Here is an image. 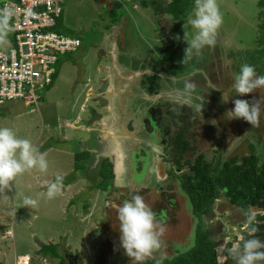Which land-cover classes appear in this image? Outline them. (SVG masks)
<instances>
[{
  "label": "rangeland",
  "instance_id": "374dc122",
  "mask_svg": "<svg viewBox=\"0 0 264 264\" xmlns=\"http://www.w3.org/2000/svg\"><path fill=\"white\" fill-rule=\"evenodd\" d=\"M5 1L0 0V7ZM160 1L159 9H162L166 2ZM217 3L223 24L215 47H205L202 56L197 57L193 53L183 63L188 47L183 35V45L176 54L178 74L172 77L164 72L158 73L160 88L157 96H153L154 100L150 101L153 121L139 129L150 135L146 138L148 141L137 136L140 142L135 140L125 143V146L115 145L119 150L126 147L128 155L138 154L135 159L132 155L124 158L125 178L129 176L127 183L119 177L115 186L113 180L103 191L94 187L95 175L101 161L107 158L99 161L101 152L97 155L92 153L96 151V142L90 134L92 132L86 131V123L92 117L88 107L92 104L94 89L104 75L102 68L113 56L106 52L114 43L110 40L116 39L117 54L127 58L132 67L140 60L142 65L148 66L147 75H151L152 55H160L164 50L165 37L178 35L182 39V35L173 32L175 24L172 17L162 11L156 14L149 2L144 5L141 0H64L58 30L78 37L82 41L81 47L68 57L62 56V66L52 86L39 91L38 107L27 108L20 102L0 107V128L12 129L18 138L30 140L41 153L46 150L43 153L48 161L46 173L35 169L25 172L18 177L12 191L0 192V264H13L14 255L23 253L32 256L31 264H45L37 253V247L40 243L51 242L58 244L61 254L65 250L80 255V264L133 262L121 246L118 207L136 195L143 197L165 229L162 237L166 245L163 249L165 258L192 247L195 218L177 177L183 173L191 174L189 166L198 156L212 167L233 157L240 162L252 151L260 156L261 161L264 160V110L258 127L228 114L234 109L235 99L251 101L264 98V88L239 96L233 87L234 76L242 65L247 64L242 53L259 49L257 39L262 21L258 17V0H217ZM193 12L185 20L188 21ZM131 14L140 16V19L137 16L133 19ZM187 21L183 29L190 41L196 30ZM115 29L118 30L117 38ZM8 39L12 40V33ZM186 80L196 84L193 104L203 102L202 112L170 98L176 89H183ZM146 86L139 87L145 96L148 95ZM134 102L135 99L132 100ZM92 106L103 111L100 104ZM173 109H178L183 117V134L191 147L180 157V151L171 144L179 131L171 119ZM76 139L90 143V146H82ZM83 150L91 152L90 156L80 161L83 167L73 176L74 154ZM139 155L142 157L140 161ZM92 157L94 163L89 161ZM176 161L181 167L178 172ZM142 163L141 180L137 181L138 174L132 180V172H140ZM60 174L74 181L66 186V190L62 187L64 190L58 196L49 199L48 185ZM25 197L37 200L38 206L34 209L24 207ZM85 204L88 205L87 210H84ZM259 212L262 213L256 208L243 212L240 207L229 203L224 192L220 193L203 216L209 237L215 243L218 264L227 261L232 247L239 244L240 237L246 234L248 217ZM4 231H9L10 236L3 235ZM256 239L264 242V235ZM58 262V258H46V264ZM229 264H236V260L233 258Z\"/></svg>",
  "mask_w": 264,
  "mask_h": 264
},
{
  "label": "trees",
  "instance_id": "16d2710c",
  "mask_svg": "<svg viewBox=\"0 0 264 264\" xmlns=\"http://www.w3.org/2000/svg\"><path fill=\"white\" fill-rule=\"evenodd\" d=\"M166 2L164 8L159 9L161 5L160 0H141L144 5H149L154 11L169 15L174 20L173 32L184 33L183 23L185 18L191 14L195 7V0H163ZM260 13L259 19L262 21L259 28V38L257 39L259 49L246 50L242 54L244 59L247 58V64L255 68L258 73L264 75V0H258L257 3ZM61 27V18L57 22L55 28L59 32ZM78 38V37H75ZM82 44V41H81ZM183 41L177 40L173 35L165 37V47L161 50V54L154 56V63L152 66V74L145 75L143 84L147 85V91L155 94L159 90L160 86L157 84L158 73L164 72L169 76L175 77L178 74V66L176 63V54L180 47H182ZM81 47V46H80ZM73 52H68L63 56H70ZM151 53L152 50H151ZM62 56L59 58L56 64V72L53 76L52 83L48 86H52L54 80L58 76L59 69L61 67ZM47 87V89H48ZM172 122L176 128H179L176 136L171 140L172 146L179 150V157L183 156L186 152L191 150L189 142L185 139L183 130V117L179 114L178 109H173L170 113ZM44 149V148H43ZM89 151H78L74 154V170L73 173L82 169L83 166L80 163L81 160H87L90 156ZM86 158V159H85ZM90 163L93 161V157L89 159ZM88 162V161H87ZM94 162V161H93ZM177 163V172L181 170L179 161ZM93 166V165H91ZM99 171L96 172L97 177L94 187L106 191L108 184L111 185V181L114 177L112 172V164L108 159H103L100 163ZM191 174L183 173L178 178L180 182L181 191L188 198L191 205V213L195 218L194 226V242L191 248L185 252H179L171 258H164L163 264H218L217 252L215 250V243L209 237V230L203 221L205 216L213 203L218 199L221 192H224V196L229 200L231 205L240 207L243 212H248L250 208H256L261 212L254 215L255 222L251 225L256 227L258 231L253 236H250L248 229L244 234L245 239L263 237L264 235V160L261 161L260 156L252 151L248 155L241 158L233 157L230 160L222 162L214 167L207 163L202 156H198L193 164L189 166ZM70 175V176H72ZM63 177V188L72 182L67 180L69 177ZM54 177L53 181H55ZM75 179V178H74ZM88 205H84V210H87ZM242 247V241L239 242ZM37 253L46 258H58V264H67L61 254V250L58 249V244H41ZM227 256V261L224 264H229L233 260L231 253ZM156 261L149 259L143 262V264H155ZM125 264H133V262H126Z\"/></svg>",
  "mask_w": 264,
  "mask_h": 264
},
{
  "label": "clouds",
  "instance_id": "9594fccd",
  "mask_svg": "<svg viewBox=\"0 0 264 264\" xmlns=\"http://www.w3.org/2000/svg\"><path fill=\"white\" fill-rule=\"evenodd\" d=\"M14 15L15 11L12 8L0 9V49H6L10 45L8 37L13 30L11 21ZM187 23L196 30V34L189 41L185 33L184 39L188 47L185 50L183 63L191 58L193 53L200 57L205 47H215L218 31L223 24V15L217 0H195L193 16L189 17ZM175 38L180 39L178 35ZM233 87L239 96H247L257 89L264 88V75H257L253 66L244 64L240 72L234 76ZM196 88L194 82L186 80L183 89H176L170 98L202 112L203 102L193 104ZM262 110H264V98L259 100L254 98L251 101L235 99L234 109L228 114L232 118L243 119L251 126L258 127ZM34 169L41 173L47 172L46 154L41 153L30 140L18 138L12 129L0 128V192L12 191L18 177ZM62 187L63 177L57 176L55 181L48 185L47 197L55 198L61 193ZM23 206L34 209L38 206V201L25 197ZM118 220L121 246L133 264H143L149 259L155 260L156 264H163L166 256L163 251L166 245L162 239L165 229L157 221L156 214L145 203L143 197L133 196L131 201H125L122 206H119ZM254 222L255 217L250 215L246 228L249 235L253 237L258 231L256 227L251 226ZM240 240L242 247L241 244H236L230 250L236 264H264V242L256 238L245 239L243 236Z\"/></svg>",
  "mask_w": 264,
  "mask_h": 264
},
{
  "label": "built area",
  "instance_id": "2783aa9c",
  "mask_svg": "<svg viewBox=\"0 0 264 264\" xmlns=\"http://www.w3.org/2000/svg\"><path fill=\"white\" fill-rule=\"evenodd\" d=\"M64 0H6L0 7L12 8V40L0 52V107L20 102L38 107L39 91L53 80L61 56L75 52L81 40L58 32ZM5 236H10L6 231ZM45 262V260H43ZM29 253L18 254L13 264H31Z\"/></svg>",
  "mask_w": 264,
  "mask_h": 264
},
{
  "label": "crops",
  "instance_id": "0c3cea01",
  "mask_svg": "<svg viewBox=\"0 0 264 264\" xmlns=\"http://www.w3.org/2000/svg\"><path fill=\"white\" fill-rule=\"evenodd\" d=\"M194 8L192 12L194 11ZM131 16L133 17V19H135L137 15H135L134 17L131 14ZM137 17L138 19H140V16ZM186 21L187 20H184L183 26L186 24ZM116 33H118V30L115 29V34H114L115 38H117ZM178 33L179 32H177V34ZM184 34L185 33L181 34L182 35L181 40H183V42H184L183 39ZM106 52L109 54L108 56H110L111 54H113V56L112 58L110 57L108 64H105L102 68V72L104 75L100 78V84H99V86L102 85V87L97 86L94 89V97L90 101L92 104L89 107L87 106L88 112L91 113L92 117L88 121V123H86L87 126L86 131H88V133L92 132L90 134H92V138L94 142H96L95 144L96 147L94 148V150L96 151L92 153L93 154L95 153L97 155L98 152H101L99 161H101L103 158L106 157L109 160V162H111L113 166V173L115 175L114 177V186H115L117 182L116 180H118L119 177H121V180L124 183H127L129 176L125 178L126 172L124 171L123 168V161L124 158L127 159L128 156L131 157L132 155L130 153L129 155L125 153L126 147H123L124 148L123 150H119L117 147L115 148V145L125 146L126 145L125 143L135 140L137 142H140V140L136 139L138 136L137 130L140 129V127H142L143 122L145 118H147V114L149 113V109L151 108L150 101L154 100L153 96H157V94L154 95L148 94L147 96H145V94L140 91L141 90L139 88L140 84H142L144 76L147 75L146 69L148 66L146 64H145L146 66L142 65L143 63H141V61L138 60L135 67H132L131 63L127 60V58L125 57L123 58L121 55L117 54L115 41L112 44V46L108 50H106ZM83 59L84 58H82V60ZM136 98H139L138 101L139 103L137 104H134L135 102L132 103L133 99L137 101ZM97 104H100V106L103 108V111H98L93 108L92 105H97ZM92 127L94 129L91 131L90 128ZM102 135H104L103 138ZM99 138L101 141L100 143H98ZM77 141L80 144H82V146L83 144L85 146H90V143L89 144L83 143L82 140H77ZM84 148L85 147H83V149ZM44 151L46 150H43V152ZM137 174L139 175L137 181H140L141 180L140 177L142 176V174L141 173H137ZM137 174L132 172L131 174L132 180L136 179ZM69 185H67V187ZM67 187H65V190ZM136 187H140V186H136ZM61 190L64 189L62 188ZM51 243L57 244L54 242ZM41 244H45V243H40L37 248H39ZM42 259L45 260V262L44 261L42 262L46 264V257H43ZM13 263H14V258H13ZM4 264L7 263L5 262Z\"/></svg>",
  "mask_w": 264,
  "mask_h": 264
},
{
  "label": "flooded vegetation",
  "instance_id": "af4514ba",
  "mask_svg": "<svg viewBox=\"0 0 264 264\" xmlns=\"http://www.w3.org/2000/svg\"><path fill=\"white\" fill-rule=\"evenodd\" d=\"M108 37H106V39H107ZM115 39V38H114ZM113 42V40H110V42ZM115 41V40H114ZM155 58V57H154ZM141 82V81H140ZM140 85H145V84H140ZM146 90H147V86H146ZM158 92V91H157ZM147 94H149V95H151L152 93H149L148 91H147ZM155 94H158V93H155ZM154 95V94H153ZM137 99V101H135V103L134 104H137V103H139L138 101H139V98H136ZM164 100V99H163ZM150 111H152L151 110V108L149 109V113L147 114V118H145V120H144V122H143V125H142V127H140V128H144V127H146L145 126V124L146 125H149L152 121H153V117H152V113H150ZM152 129V128H151ZM155 129H152V131H154ZM138 131V136H142V138H143V140L145 141L146 140V138L147 137H149L150 135L148 134V133H142V129L141 130H137ZM141 133V134H140ZM146 141H148V139L146 140ZM141 149H139L138 150V152L140 151ZM136 155H138V154H136ZM136 155L135 156H133V158L135 159V157H136ZM138 158H139V161H140V159L142 158L140 155L138 156ZM143 158H145V157H143ZM143 163H142V170L140 171V172H138V171H136V172H134V173H142V171H143ZM112 172H113V166H112ZM114 174V173H113ZM114 177H115V175H114ZM114 177H113V179H112V181L114 180ZM143 181V180H142ZM141 181V182H142ZM5 232L6 231H4L3 232V235L5 234ZM62 256H63V258L65 259V262L67 263V264H80L81 262H82V258H81V256L80 255H78V254H71V253H68V252H66L65 250H63L62 251Z\"/></svg>",
  "mask_w": 264,
  "mask_h": 264
},
{
  "label": "bare ground",
  "instance_id": "6f19581e",
  "mask_svg": "<svg viewBox=\"0 0 264 264\" xmlns=\"http://www.w3.org/2000/svg\"><path fill=\"white\" fill-rule=\"evenodd\" d=\"M103 99V98H102ZM141 178V177H140Z\"/></svg>",
  "mask_w": 264,
  "mask_h": 264
}]
</instances>
